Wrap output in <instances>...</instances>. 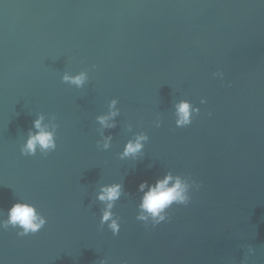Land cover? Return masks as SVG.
Listing matches in <instances>:
<instances>
[{"label":"water","instance_id":"1","mask_svg":"<svg viewBox=\"0 0 264 264\" xmlns=\"http://www.w3.org/2000/svg\"><path fill=\"white\" fill-rule=\"evenodd\" d=\"M81 71L82 88L62 81ZM181 99L200 111L177 127ZM40 114L57 147L22 155ZM141 132L142 153L121 159ZM168 172L200 188L145 225L138 186ZM112 183L116 235L96 199ZM17 201L47 223L0 229V264H264V0H0V219Z\"/></svg>","mask_w":264,"mask_h":264},{"label":"clouds","instance_id":"2","mask_svg":"<svg viewBox=\"0 0 264 264\" xmlns=\"http://www.w3.org/2000/svg\"><path fill=\"white\" fill-rule=\"evenodd\" d=\"M214 76L222 79L223 72L218 71L214 73ZM87 80L88 73L85 71L77 74L65 72L62 76L63 82L75 85L77 88H82ZM117 103V99H112L108 105V112L96 117L97 122L101 125L102 137L101 141H97V147L102 150H108L111 147L112 137L104 136L102 129L116 127L115 117L119 115L120 111L116 107ZM201 103H205V101L202 99ZM174 108L177 127L191 124L193 115L199 114L200 111L198 107H194L190 101L184 99L176 102ZM44 120V115L40 114L32 121V128L28 130L27 138L20 146L22 155L35 156L39 152L47 156L50 152L55 151L58 124H45ZM52 120H55V115L52 116ZM154 123L156 127H160L161 121L157 118ZM148 140L147 133L136 134L133 139H129L125 143L123 151L119 153L120 158H136L142 153ZM199 188L200 184L190 176L187 178L180 175L174 176L171 172L157 178L154 183H149L147 180L142 181L138 186V191L143 195L140 197L136 219L143 221L145 225H158L168 218V209L174 204L187 206L191 202L192 190ZM122 194L123 185L120 183L101 185L99 192L96 194V199L104 205L100 217L101 227L107 224L113 235L118 234L120 223L112 210ZM46 223V217L34 204L17 201L7 210L6 218L0 219V229L7 230L9 227L17 229V235L23 237L38 232ZM101 264H104V262L101 261Z\"/></svg>","mask_w":264,"mask_h":264}]
</instances>
